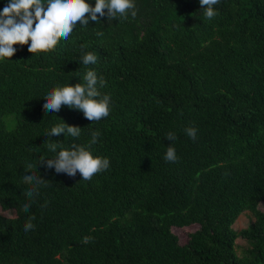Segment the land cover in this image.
Masks as SVG:
<instances>
[{"label":"trees","instance_id":"16d2710c","mask_svg":"<svg viewBox=\"0 0 264 264\" xmlns=\"http://www.w3.org/2000/svg\"><path fill=\"white\" fill-rule=\"evenodd\" d=\"M135 2L134 17L77 25L35 53L14 45L0 62V208L15 211L0 213V264H264V0H219L211 20L199 0ZM81 44L95 65L79 64ZM86 67L106 82L108 117L43 106L44 89L80 82ZM60 119L82 128L77 143L99 129L93 152L110 167L82 180L38 166L47 186L29 196L23 168L51 155L43 132ZM169 131L175 161L163 159ZM245 211L253 220L236 230ZM195 223L181 244L172 227Z\"/></svg>","mask_w":264,"mask_h":264},{"label":"clouds","instance_id":"9594fccd","mask_svg":"<svg viewBox=\"0 0 264 264\" xmlns=\"http://www.w3.org/2000/svg\"><path fill=\"white\" fill-rule=\"evenodd\" d=\"M219 0H199L205 19L211 20L217 14L216 5ZM135 0H4L0 8V62L11 60L17 52L14 45H27L32 53L42 48L53 46L61 37L67 39L73 33L77 25L89 26L90 22L101 24V18L107 17L108 22L136 16ZM79 22V24L77 23ZM102 36L103 32H97ZM79 64L83 66L95 65L98 57L93 51L87 50L84 44L79 48ZM80 77V82L57 83L48 87L39 95L43 96V106L59 112L62 105L81 111L85 118L94 122L108 117L111 111V97L101 93L105 80L95 68L86 67ZM186 135L195 139L197 129L186 127ZM48 137L46 148L51 155L41 156L33 166L28 161L23 168L22 177L29 181L24 187V192L29 196L39 194L42 187H46L47 180L41 177L38 166L54 170L55 173H63L68 176L79 174L82 180H91L92 177L110 167V159L107 156L97 155L93 152V145L98 143L101 136L99 129H90V139L86 143H77L76 139L82 134L80 126L69 125L64 120L50 123L43 132ZM63 134L74 138L67 147L63 142L50 139L52 136ZM172 143L166 146L163 159L165 161L177 160V152L174 141L177 139L174 132L164 135ZM47 157V159H45ZM32 204L31 199H24L22 207L28 209ZM34 217H29L23 224L25 231L33 229ZM91 237L85 236L83 241L87 243Z\"/></svg>","mask_w":264,"mask_h":264},{"label":"rangeland","instance_id":"374dc122","mask_svg":"<svg viewBox=\"0 0 264 264\" xmlns=\"http://www.w3.org/2000/svg\"><path fill=\"white\" fill-rule=\"evenodd\" d=\"M12 117L13 115H8L5 119L7 120V127L10 128L13 126L14 122L11 123L12 121ZM259 208L261 210L264 211V205L263 204H260L259 205ZM0 213L5 215V216H14L15 215V211L13 209H9V210H2L0 208ZM253 220V217L251 215L250 212L248 211H245L243 213H241L235 220V222L233 223V227L236 229V230H239L241 228H244L246 227L251 221ZM198 228V224H191V225H188V226H183V227H176V226H173L172 227V230L173 232L178 236L179 238V242L181 244H184L187 242L188 240V237H189V234L196 230ZM236 243H237V252L238 254L241 255L242 253V250L247 246V242L246 240L242 239V238H237L236 239Z\"/></svg>","mask_w":264,"mask_h":264}]
</instances>
